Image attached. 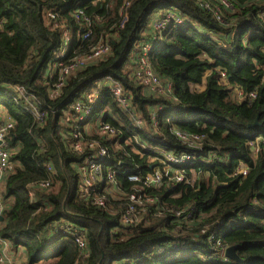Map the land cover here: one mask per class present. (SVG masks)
I'll return each instance as SVG.
<instances>
[{
    "label": "trees",
    "instance_id": "trees-1",
    "mask_svg": "<svg viewBox=\"0 0 264 264\" xmlns=\"http://www.w3.org/2000/svg\"><path fill=\"white\" fill-rule=\"evenodd\" d=\"M125 2L0 0V122L13 123L2 239L14 253L25 250L26 264H264V141L258 154L250 146L264 133V0ZM161 12L173 17L149 62L171 85L163 95L136 77L140 46L153 42ZM66 31L73 36L68 52ZM87 32L81 41L79 33ZM100 43L109 45L107 54L63 77L62 67ZM108 79L131 93L129 110L117 103ZM235 88L257 98L239 101ZM96 90L99 106L78 130L73 103L85 105V93ZM131 113L143 119V130ZM257 120L260 126L250 128ZM103 125L117 135H101ZM78 142L82 152L74 150ZM90 144L108 149L97 192L104 207L79 197L80 168L94 156ZM166 153L192 160L178 167ZM241 163L248 174L235 176ZM110 170L117 199L102 190ZM177 170L198 180L176 183ZM133 171L141 178L158 171L162 185L131 182L126 175ZM132 195L142 200L139 222L126 226ZM77 231L85 233L84 249L73 238ZM231 247L242 262L225 255Z\"/></svg>",
    "mask_w": 264,
    "mask_h": 264
},
{
    "label": "built area",
    "instance_id": "built-area-1",
    "mask_svg": "<svg viewBox=\"0 0 264 264\" xmlns=\"http://www.w3.org/2000/svg\"><path fill=\"white\" fill-rule=\"evenodd\" d=\"M131 0H126L125 6H130ZM123 10V9H122ZM165 14H170L171 17L168 18L167 16H163L158 22L152 23V28L155 30V34H153V42L152 43H144L141 46V54L137 57L136 65H137V76L139 82L144 85L145 87L149 88L152 92H158L161 95L167 94L171 91V85L168 84V82H163L161 78H159L153 71L150 62H149V55L154 50L155 45L157 42L154 43L162 34L164 30H166L168 23L171 21L173 17V13L167 12ZM80 16H82V12H79L76 15V19L79 20ZM126 21V17L124 18V22ZM2 26V23H0V27ZM91 35V32H87V34L82 35L79 33V38L81 41H85L89 38ZM65 43L66 47L70 44V35L69 32L64 33ZM65 50L63 53H61L58 56V59L65 58ZM110 48L109 45L106 43H100L97 48H95L92 53L85 58H79L76 59L73 64L67 67L61 68V74L63 77H67L70 74H72L75 70L83 68L90 62L97 60L101 58L103 55L107 54L109 52ZM222 78H225V74H222ZM109 82V89L110 92L113 94V97L116 99L117 103L120 105L121 108L124 110H129V106L131 103L132 95L131 93H125L124 88L116 81L112 79L106 80ZM21 94L23 95L22 89H17ZM235 94L236 98L239 101L245 100L246 98H249L250 101H253L257 98V92H251L249 95H245L242 90L235 88ZM85 98L87 99V103L83 105L82 103L75 101L73 103L74 110L76 112L77 117V129H80V126L82 124H85L89 121V118L92 116V113L94 111V108L99 105V91L86 94ZM98 104V105H97ZM36 115L39 116L38 112H36ZM154 118V117H153ZM131 119L135 123V125L140 129L143 130L145 127L143 119L138 116L136 113H131ZM171 121V120H169ZM13 129V123L8 122H1L0 123V217L3 216L4 210L6 208V205L4 203L3 197H2V191H1V184L3 177L9 173L11 169V163H10V153L8 152L6 148V139L10 134V131ZM76 132V131H75ZM100 134L103 136H106L108 138H114L117 135V130L112 128L109 125H103L100 129ZM182 140H184L186 143L193 145L192 142H189L188 138H185L184 136L178 134ZM77 136V135H76ZM259 141H264V133L262 135L255 137V142L250 143L251 148L254 150L256 154L260 152V146H258ZM89 147L94 150V156L91 159H88L85 162V166L83 168H80L82 171V179L80 180L79 185V197L81 199L90 200L92 198V201L98 205L99 207L105 206V200L103 197H98V184L102 183V168L103 164L106 163L107 157H108V149L106 147L97 145V144H90ZM74 150L76 152H82L83 146L80 142H78L74 146ZM166 162L169 164L183 167L186 164H190L192 157L189 155L182 156L180 158L174 156L172 153H166L165 154ZM168 170V168H167ZM166 170V171H167ZM248 167L241 163L239 167L237 168L235 172V176L241 175L246 176L248 174ZM168 174V171L165 172V175ZM185 172L184 170H177L174 175V181L176 183H191L189 179H187L184 176ZM127 178L131 182H142L145 187H154L158 188L162 185L163 180V174L156 171L153 174L147 175L145 178H141L135 171L127 173ZM107 183L108 186L105 189H102L104 192H110V190L116 185V178L114 171L110 170L108 172L107 176ZM42 188H48L49 184H42ZM29 196L31 199L35 198V192L34 189L29 186ZM129 206L125 212V214L122 216V223L126 226H135L139 222L138 212L136 209L137 205H142V200L136 195H132L130 198ZM144 202L147 203H153L151 199H147ZM69 230V228H67ZM0 231H1V222H0ZM73 238L75 242L80 246V248L84 249L86 247L85 243V233L82 231H77L73 233ZM215 235L210 236V240H215ZM5 245V240L2 239L0 234V246ZM0 264H14L12 263L7 255L5 253L0 252Z\"/></svg>",
    "mask_w": 264,
    "mask_h": 264
},
{
    "label": "crops",
    "instance_id": "crops-1",
    "mask_svg": "<svg viewBox=\"0 0 264 264\" xmlns=\"http://www.w3.org/2000/svg\"><path fill=\"white\" fill-rule=\"evenodd\" d=\"M10 119H6V121H3V122H8ZM1 123V122H0ZM13 170V165H11V169L9 171V173H7L3 179H2V184H1V187L3 186V184L6 182L7 180V176L12 172ZM118 193L115 189H111L110 190V193ZM54 238H50L49 242L53 241ZM0 252L2 253H5L7 255V257L9 258V260L14 263V264H26V260H27V255H26V252L25 250H23L22 248L19 249L16 253H14L12 251V246H10V243L5 241V245H1L0 246ZM44 264V263H43Z\"/></svg>",
    "mask_w": 264,
    "mask_h": 264
},
{
    "label": "rangeland",
    "instance_id": "rangeland-1",
    "mask_svg": "<svg viewBox=\"0 0 264 264\" xmlns=\"http://www.w3.org/2000/svg\"><path fill=\"white\" fill-rule=\"evenodd\" d=\"M163 16H167L168 18H170L171 17V15L169 14H165L164 12H161L157 17H154L156 20H155V22L154 23H156V22H158ZM153 34H155V30L153 29V31H152V35ZM70 38H71V40L73 39V36L71 37L70 36ZM71 44H72V42L67 46V48H66V50H67V52L69 51V49H70V46H71ZM142 46V45H141ZM140 46V47H141ZM137 74L138 73H136V77L138 78V76H137ZM138 80V79H137ZM203 87V86H202ZM97 91V90H96ZM95 91V92H96ZM99 106V105H98ZM150 162H155V159H150L149 160ZM191 166V165H190ZM193 173V176H192V178H191V182H196V180H198L197 178H198V176H197V174L196 173H194V172H192ZM113 196H114V199H117L118 198V196L117 195H119V193H116V192H114L113 194H112ZM114 232H116V230H114Z\"/></svg>",
    "mask_w": 264,
    "mask_h": 264
},
{
    "label": "water",
    "instance_id": "water-1",
    "mask_svg": "<svg viewBox=\"0 0 264 264\" xmlns=\"http://www.w3.org/2000/svg\"><path fill=\"white\" fill-rule=\"evenodd\" d=\"M259 126H260V124H258V120H257L255 124L250 125L249 127L252 128V127H259ZM0 144H1V143H0ZM3 220H4V217L1 216V217H0V222H3ZM10 246H11V245H10ZM236 249H237L236 247H231V248L227 249L225 255H226L229 259H231V260H233V261H236V262H242L241 259H239V257H238L237 254H236Z\"/></svg>",
    "mask_w": 264,
    "mask_h": 264
}]
</instances>
